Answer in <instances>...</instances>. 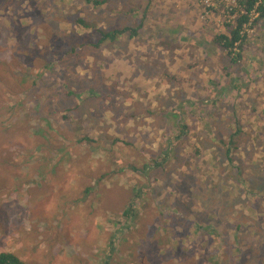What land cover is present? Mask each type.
<instances>
[{"label":"rangeland","instance_id":"374dc122","mask_svg":"<svg viewBox=\"0 0 264 264\" xmlns=\"http://www.w3.org/2000/svg\"><path fill=\"white\" fill-rule=\"evenodd\" d=\"M107 3L112 10L106 4L93 6L84 0H0V63H12L17 57L34 65H11L14 72L10 74L3 70L2 75L0 70V167L13 160L23 170L21 161L32 177V185L22 191L15 187L12 175L1 179L0 170V252L17 253L26 264H102L112 233L116 241L107 264H264L262 185L252 184L246 173L230 179L224 175L228 158L221 151L219 161L211 157L220 146L216 134L226 137L230 130V115L214 118L213 135L203 132L204 136L208 133L205 144H210L199 161L188 146H181L177 153L171 147L174 155L168 162L159 157L166 150V144L162 149L160 145L168 132L155 114L160 108L177 109L176 119L183 116L189 125L201 129L202 109L206 112L219 106L210 95L223 83L221 73L219 77L215 73L229 65V58H223L225 52L217 48L211 54L205 49L213 33L226 31L234 16L231 10L240 9L236 0H144L138 12L128 11L134 6L132 0ZM80 16L83 24L75 23ZM257 16L253 14L251 20ZM138 22L142 25L138 34L130 37L126 32L123 46L121 41L94 46L100 29ZM175 26L183 36L172 33ZM245 31L250 42L244 44L239 61L250 74L246 79L240 69L242 86L235 88L238 97L231 101L235 111L231 114L239 116L241 124L263 126L264 19L250 21ZM158 33L162 36L156 39ZM120 48L123 51L116 54ZM194 55L199 59L207 55V62L198 71L197 85L193 84L196 81L189 85ZM252 57L259 61L254 63ZM180 59L187 63L183 65ZM149 70L156 78L143 76ZM211 76L214 81H209ZM158 78L167 83L158 85ZM101 92H114L116 100L121 92L130 96L114 105L120 108L118 121L104 107L110 100ZM18 102L14 112L10 107ZM251 102L257 112L248 116L254 107ZM132 110L140 113L128 117ZM121 121L124 134L116 128ZM168 122L173 124L171 119ZM24 131L33 136V155L14 139ZM171 131L173 142L176 129ZM49 137L52 149L60 147V155L64 154L58 168L68 171L72 167L80 174L71 181L77 183L76 192L87 184L96 189L83 202L72 195L74 188L65 179L39 172L46 164L38 147ZM81 137L95 141L89 146L86 141L80 143ZM113 137L124 141L131 137L132 145L122 142L117 146L111 143ZM102 141L107 142V149L121 147L114 159L117 169L108 154L97 148ZM262 154L264 147L254 157L264 174ZM240 155L233 153L232 157ZM86 156L93 162L84 176L86 170L80 167L87 164ZM136 162L141 172L132 170ZM54 163L51 160L49 165ZM107 168L115 170L114 175L97 182ZM126 198L133 210L128 218L114 223L110 216L113 212L120 215Z\"/></svg>","mask_w":264,"mask_h":264},{"label":"trees","instance_id":"16d2710c","mask_svg":"<svg viewBox=\"0 0 264 264\" xmlns=\"http://www.w3.org/2000/svg\"><path fill=\"white\" fill-rule=\"evenodd\" d=\"M85 3H91L93 4V6H99V5H104L106 4V6L108 7V10H112V7H109L107 1L108 0H84ZM152 0H148V2L150 3ZM156 1H161V3L165 0H156ZM132 2L134 3L133 5L129 6L128 11L129 12H138L141 3L143 4L144 0H132ZM155 2V1H154ZM238 6L240 7L239 10L236 9H232L231 13L234 14L232 20L227 23V28L225 32L222 31H218L212 34L211 39H209L208 41L211 42L208 43V45H206V49L205 51L207 52V50L209 52H207L208 54L214 53V50L217 48L218 50L224 51L225 55L223 56V58L227 55V57L229 58V65H225V67H222V69L220 70L219 73H215V77L216 76H220L221 73V78H222V82L220 83V86H217V92L216 93H212V95H210V97H214L213 99L216 101H219V106H217L216 104H212L214 105L212 108H210L208 111H204L202 109V113H201V120H202V128L201 129H197L196 127H193L191 125H189L186 120L184 119L183 116L177 118V114H175L174 112L177 109H169L168 107H163L162 109L160 108L158 110L157 113L154 112V110L152 111V113L157 114L158 116H160L163 119V123H164V127L166 128V131H168L165 135L164 138L161 139V145L160 148L162 149L164 147V145L166 144V150L165 152L160 154L159 157H161L164 160H166V162L169 161V157L171 155H174V152L177 153V149L180 148L181 146H188L189 150L192 152V154L194 155L195 160L199 161V157L200 156H204V148L206 145L210 144V143H206L205 144V137L208 133H206V135H203V132L205 131H210L209 134L213 135L214 129L216 128V124L214 123V118L225 113V114H229V122L231 123V127L229 128L230 130L228 131L226 137H223V135H218L216 134V139L220 142V146L217 147L218 148V152H213L211 153V157L213 158L214 161H219L220 157L219 154L221 151V155L223 157L228 158L227 163L225 165V171H224V175L229 176L230 179H232L233 177H235L237 174H242V173H246L247 174V178H251V180L253 181L252 184L256 181H258L259 184L262 185V188L260 189L264 191V174L261 173L260 169L257 167L256 164V160L254 157V153L257 150H261L264 147V125H260L258 123H253V124H241V118L239 116H235L234 114H231L234 111L233 108V103L231 102L233 98L238 97V93L237 90L235 88H240L242 86V74L240 69H242L245 74L244 76H246V79L248 78L247 74H250L248 72L247 69H245L243 65L240 64V58L243 57L242 52L244 51V49L246 48L244 44L249 43V39H247V35H246V31L245 28L247 27V23H249L250 21H254V20H263L264 19V0H238L237 1ZM145 6V5H143ZM145 9V8H144ZM115 10V9H114ZM232 14V15H233ZM253 14H257L258 16L255 17L256 19L251 20L252 19V15ZM79 23V24H83V18L80 16L78 17V19L76 18L75 23ZM180 22V21H179ZM19 22H16L14 24V26L18 25ZM178 25L181 27V24L178 23ZM141 24L140 22H138L137 24H134L133 26H123V27H116L113 28L111 30L108 29H100V35L99 38L94 42V46H98L103 42H109L110 45H112V43H116L121 41L122 46L125 44V40L122 39L123 35H126V32L128 34V36L132 37V36H136L138 34V30L141 28ZM180 27L175 26L171 28V31L173 34H179L180 32ZM147 33V31H145V34ZM183 33L180 32V36ZM162 34L158 33L155 38L158 39L159 37H161ZM176 37V36H175ZM177 41V38L174 39L173 42ZM203 41V40H202ZM183 42V41H181ZM138 43H144L139 41ZM203 43V42H202ZM195 48V47H193ZM123 48H120L117 52H122ZM194 54V52H192ZM206 53V54H207ZM126 56L129 57V55L125 52ZM171 55H173L170 52ZM196 54L198 55V52H196ZM137 55H144V53L138 52ZM207 56V55H206ZM206 56L205 58L199 59L196 57V55H194L193 60L191 61L192 63L190 64V69H191V76L189 81L187 82V84L190 85V83L193 82L194 85H197V83L200 81V79H198V71L201 68V65L204 64V61L207 62L206 60ZM255 58V57H252ZM182 64L185 65L187 63V61L180 59ZM259 61V59H257ZM255 59H253L252 61L254 63H257L258 61ZM20 62H25L27 63L30 67L34 66L32 62H30L29 60L26 59H19V58H15V60L12 63H5L3 62L2 64L0 63V70H4L6 72H8L9 74L11 72H14L13 69H11V65H17L20 64ZM4 71L2 73V75L4 74ZM30 71H27L25 73H20L21 75L24 74H28ZM232 72H235V75H232ZM19 73V72H18ZM7 74V73H6ZM154 75H157L156 73H154L153 71L149 70L148 72H146L143 76H145L147 79L152 80L153 78H156ZM212 77L209 79V81H214V78ZM9 79V78H8ZM198 79V81H197ZM167 83L165 80L163 79H159L158 78V85L159 83ZM27 83H30V81H28ZM134 84L132 85L134 90H137L134 87ZM212 84V83H211ZM214 84H217L214 83ZM170 85H173L170 83ZM227 86V87H225ZM182 87V86H181ZM180 86H178V88L185 93L184 89L181 88ZM190 88V87H189ZM200 90L205 91V92H209L206 89H202L200 88ZM89 91H92V89H89ZM115 93L112 92L110 94L107 93H103L101 92L100 95H105V97L109 96V100H110V104L106 103L104 105L105 108L110 109L113 113H115V117L113 118V120L118 121V111H119V107H114L115 104H121L122 101H124L126 98H130V96L128 95L127 97H125V93L121 92L118 95L120 96L119 100L115 99ZM208 95V94H207ZM206 95V96H207ZM212 99V98H211ZM181 100H183V96L181 97ZM19 101H23L25 102V99L20 98ZM210 104V102H208ZM252 103V102H251ZM36 104H39L36 101ZM20 105V102L17 103V106H11L10 109H13V111L15 112L16 109L18 108V106ZM176 105V104H175ZM175 105L171 106V107H175ZM252 105L254 107H252V109L250 110V113L248 114V116H250L253 112H257V107L255 104L252 103ZM136 107V106H135ZM139 111L136 110H132L130 111L127 115L128 117H133L136 114H139ZM117 115V116H116ZM169 119H171L173 121V124L171 122H168ZM119 123V122H118ZM245 126V128H243ZM258 126L262 127L261 131H258ZM9 128V126L7 127ZM118 128V132L124 134L125 133V129H124V122L121 121L120 124L116 127ZM172 129H176V131L174 132V135H172L173 138V142L170 139V135L173 133L171 130ZM45 134H49V131L47 129H45ZM191 135L192 137H194V139L192 140H188V136ZM258 135V136H257ZM32 134L25 132L22 134V137L17 136L14 137V139H18L20 141V143L22 145L25 146V148L27 149V153L28 154H34L35 151V147L32 146V144H30V141L32 140ZM125 137V136H124ZM129 139H127V141L124 140H120L118 138L113 137L111 140V143H114L115 145H119L120 143L124 142V144L126 146H131L132 145V138L128 137ZM191 138V137H189ZM224 138V139H223ZM94 138L90 137L86 138V137H81L80 139V143H82L83 141H86L87 144H89L90 146V142H93L95 140H93ZM196 140V141H195ZM52 138L49 137L45 140H42V144L41 147H38V149L42 152V158H45V165H42L40 167L41 170H39V172L41 174H43L44 172H50L53 176L57 177V178H62L65 179V181L67 182L66 184L68 186H71L73 190V194L75 195V197H78L77 200H79L80 202H83L86 198L87 195H89L90 193H92L93 191H96V189H93L92 185H82V190H79L78 192H76L75 187L77 186V183H73L71 182L72 179L75 178L76 175H80V174H76L74 173V171L72 170V167H70V169L68 171H63L61 169L58 168V164H60V160L62 159V155H60V153L62 152L60 149V147L56 148V149H52L53 148V143L51 142ZM199 144V145H198ZM107 142L102 141L99 145H97V148H100L101 150H103L105 153L108 154L107 159L111 160L112 162H114V169H117L116 167L118 166L114 159H116V157L118 156L119 153V149L121 147H118L117 149H113L111 148H106ZM171 147H173L174 152L172 151ZM55 150L56 151L55 153ZM235 153H241L242 155L240 156H236L237 159H235L234 157H232V154ZM70 156V155H69ZM229 156H231L229 158ZM201 158V157H200ZM85 159H88L87 164L81 166L80 168H84L86 170V173L84 174V176H87L88 173V169L91 168V164L93 162V160L89 159V157H85ZM261 160H264V154L261 155ZM51 160H55V163L53 165H49ZM70 160V159H69ZM202 165H204V163H206L205 161H202ZM264 162V161H263ZM13 163V160H12ZM10 163L7 164L5 167H0V170H2V174H4L1 179H4L7 177V174H10L14 177V185L15 187H17L20 190H25L27 189L28 186L32 185L29 181L32 177L27 176V174L25 173V171H27L28 169L26 168L24 163H21V161H19V164H23V170H21L19 167H17L16 163ZM71 163V162H70ZM72 166V164H70ZM136 166H132V170H136L141 172V166L137 164H135ZM119 167V166H118ZM203 169H206V166H204ZM115 173V170L113 171L110 168H107L106 170L103 171V173H101L98 176L97 182L99 181V179H103L105 177H111L113 176ZM83 176V175H82ZM136 184H139V182H136ZM252 184L248 185L251 186ZM117 187V186H116ZM102 188H106V187H102ZM249 190V188H246ZM98 190V189H97ZM147 195V194H146ZM82 197V198H81ZM259 198V197H256ZM127 198L125 199V202L122 203V207L120 208V215H117L116 212H113V214H111V221H113L114 223L116 222H120L121 220H124L126 218H128V216L130 215L131 211L133 210L132 206L129 204H126L127 202ZM130 201V200H128ZM2 205V204H1ZM118 217L119 220H112L114 219L113 217ZM58 238V237H57ZM55 238L56 241H58V239ZM61 242L63 241L60 237ZM116 241V237L110 233V235L108 236V241L107 243V250H106V258L108 256H110V252L111 250H113V245ZM64 243V241H63ZM59 250H62L60 248H58ZM104 258L102 261V264H107V259ZM0 264H26L25 260L20 257V255H18L17 253H14L12 251H1L0 252Z\"/></svg>","mask_w":264,"mask_h":264},{"label":"built area","instance_id":"2783aa9c","mask_svg":"<svg viewBox=\"0 0 264 264\" xmlns=\"http://www.w3.org/2000/svg\"><path fill=\"white\" fill-rule=\"evenodd\" d=\"M237 1H238V0H236V3H237ZM233 9H235V8H233ZM240 10H241V9H240ZM231 11H232V10H231Z\"/></svg>","mask_w":264,"mask_h":264}]
</instances>
